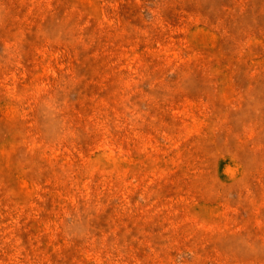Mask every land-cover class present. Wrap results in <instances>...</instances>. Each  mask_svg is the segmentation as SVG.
<instances>
[{
    "label": "rangeland",
    "instance_id": "374dc122",
    "mask_svg": "<svg viewBox=\"0 0 264 264\" xmlns=\"http://www.w3.org/2000/svg\"><path fill=\"white\" fill-rule=\"evenodd\" d=\"M0 264H264V0H0Z\"/></svg>",
    "mask_w": 264,
    "mask_h": 264
}]
</instances>
